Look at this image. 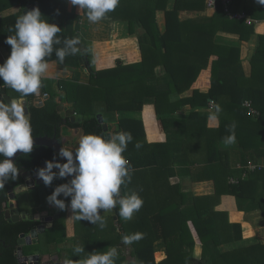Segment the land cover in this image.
Masks as SVG:
<instances>
[{"label": "trees", "instance_id": "obj_1", "mask_svg": "<svg viewBox=\"0 0 264 264\" xmlns=\"http://www.w3.org/2000/svg\"><path fill=\"white\" fill-rule=\"evenodd\" d=\"M0 1L2 2L0 13L15 7V5H23L18 14L0 18V44L10 53L11 46L5 41L8 36L15 35L17 18L23 15V9L32 3H36L44 16L43 19L49 20L50 23H55L61 28L57 35L62 42L60 45H54V50L63 47L64 39L79 37V41L81 40L80 22L87 16L79 8L72 9L70 0ZM169 1L120 0L115 11L109 12L105 17L128 22L130 35H135L139 29L145 31L143 37L139 38L143 55V60L140 63L96 71L90 49L87 47L82 50L77 45L80 51L76 55L66 56L62 65L78 68L81 62L85 60L90 76L89 84H81L70 79L42 78L43 95H47L49 98L43 108L30 106L33 138L56 136L58 140H61V127L64 125V119L57 111L56 98L58 97H61L65 103L73 104L76 112L84 116L82 123H71L68 120L69 127L81 129L84 134L104 132L98 122V115L94 113L96 103H104L108 112L142 111L145 100L152 98L165 132L171 133L173 131L172 124L178 120L164 118L165 115L179 111L184 104H192L194 107L207 106L208 100L212 99L214 107L219 105L221 108L217 114H228L227 118L220 117L218 139L214 143L215 151H218L216 152L218 156L215 157L214 162L216 163V192L211 196L195 197L194 211L191 214L183 212L187 195L182 193L180 186L176 187L179 191V203L175 202L177 190L172 191L166 195V201L148 206L147 211L144 208V211L135 220H124L119 217V205H117L115 208L118 217L116 225L107 224L106 217H103L106 223L104 228L99 226V222L93 224L83 220L85 232H87L84 236H78L80 221L75 219L76 236L81 239L79 244L82 245H73L68 252L71 264H79L80 260L86 258L88 253L106 252L113 247L118 250L115 264H264V244L239 246L230 251L221 250L222 246L240 240L241 229L229 222L227 213L216 210L221 203V197L229 195L253 203L261 210L264 217V168L250 171L247 168L237 169L230 166L224 172L222 158L227 159L228 154L218 150L219 140L229 136L231 134L229 128L235 124V139H238L240 146L245 151H251L258 155L259 158L264 156V95L262 91L258 86H242L240 83L243 82V76H238L232 84L220 77L223 67H229L233 64L240 65V62H233L230 59L231 54H238V50L218 44L216 36L219 31L240 34L244 23L231 20L223 13V7L219 3L216 13L211 19H203L202 23L197 26H195L196 21H184L179 27V12L205 11L208 0H174V5L170 10ZM159 11L165 12L164 31H161L157 22L156 17ZM210 31L213 33L210 34ZM131 43L134 47L132 46L121 57L114 56V52L117 51L116 48L113 50L111 46L103 47L101 53H110L107 56L111 59L105 60L103 58L105 55L102 56V60H99L100 67L110 66L112 60L117 58L128 62L137 61L139 59L138 48L134 42ZM260 43L261 49L264 48V37L261 38ZM226 50L233 53H225ZM116 53L121 54L120 52ZM47 59L49 62L60 63L55 56V51ZM257 62L258 70L261 67L264 68V62L260 63L258 57ZM159 68L162 69L160 72L158 71ZM204 72L209 74L212 82L208 94L200 93L199 87H197L194 89L191 99L170 102L172 94L190 90L193 83L197 81L199 76L202 77ZM3 84V80L0 79V96H2V89H5L6 94L13 99L22 98L19 93ZM58 91H61V94ZM225 96L230 97V100L221 101ZM27 97L33 100L34 94ZM246 101L252 102L253 108L260 114L258 117L250 114L248 108L244 106ZM197 114L198 112H195L193 116H198ZM119 131L131 132L133 135V142L128 145L127 151L124 153L130 161L133 171H144L154 167L156 169L154 168L153 175H156L159 170L165 171L166 166L158 165L154 154L145 155L143 147L140 149L134 147L136 142H145L142 122L128 119L120 120L116 132ZM228 132L229 134L222 135V133ZM3 158L0 156V159ZM54 158L61 159L50 148L34 147L31 153L20 156L15 164L20 171H33L42 162ZM226 167H228L227 163ZM245 175L247 179H244ZM230 179L234 180L235 183L231 182ZM67 182L66 178L54 179L52 185L47 186L45 193L41 194L39 205L41 204L42 208L46 209L48 206L46 197L51 195L55 187ZM22 184H24V179L19 175L15 181L8 180L0 187V207L2 198L8 195L10 190H14ZM123 195H125L124 192ZM59 198L65 199L63 196ZM65 203L70 206V198L65 200ZM67 207L64 210L59 209L61 219L55 222L54 227L39 236V243L34 242L33 245L23 248L25 256L46 253L50 245L59 246L68 240L65 230ZM56 212H58L57 208L52 210V213ZM30 213L33 214L34 212L30 211ZM190 221L199 237V245L195 242L189 227ZM39 225L40 223L35 220H23L14 223L1 217L0 264H20L18 242L21 234L29 235ZM134 233H142L143 238L129 244L134 261L127 262L123 253V248L127 245L122 242V237ZM161 239L165 240L166 259L157 263L154 245ZM78 246L84 248L85 251L76 253L75 248ZM25 249L27 250L25 251Z\"/></svg>", "mask_w": 264, "mask_h": 264}, {"label": "crops", "instance_id": "obj_2", "mask_svg": "<svg viewBox=\"0 0 264 264\" xmlns=\"http://www.w3.org/2000/svg\"><path fill=\"white\" fill-rule=\"evenodd\" d=\"M1 3L2 2L0 1V5ZM173 5L174 0H171L168 5L169 10L172 9ZM22 6V4H19L17 6L15 5V7L6 10L3 13H0V18L18 14L22 10ZM34 8H37L36 3L29 4L26 9H23V14ZM231 11L232 13H244V15L246 16V20L231 19L236 22H243L244 27L241 28L240 34L219 31L216 36V41L218 44H221L223 46L237 49L239 55L233 53L232 51L230 52V50H226L225 53H233L231 54L230 59L233 62H240V65L233 64L229 65V67H223L220 77L221 79L232 84L233 82H235L238 76H243V82L240 83L242 86H258V88L264 95V68L261 67L260 70H258V67L256 66V64H258L257 57L260 63L264 62V48L262 47L261 49L260 43L261 38L264 37V5L258 4L256 0H239L236 2L232 0ZM215 13L216 9L208 10L207 7L205 11H181L179 12V21L181 20L184 22L187 20H195V26H197L199 23H202L203 19H211L215 15ZM164 14L165 13L161 11L157 12L158 24L161 31L165 30L166 20ZM109 20H111L116 27L114 30L115 32L113 41H118L117 39L120 38L122 41H125L127 43H131V41L134 43L137 42L138 45L137 43L136 45L139 52V60L142 61L143 56L141 55L142 52H140L141 49L139 47V38L143 37L145 31L143 29H139L135 35H131L135 37H129L127 35L129 31V25L126 21H119L115 20L114 18H104L101 21L93 24L88 21L87 17H84L80 23L81 37L84 38L83 35L84 33H86L88 28L92 30V25H96L95 27H99L98 30H100L105 26L104 21ZM119 25L120 27L122 26L123 29L120 28ZM212 33L213 31H210V34ZM116 36H118V38H115ZM87 39L88 38H86L85 41H87ZM121 40L119 42L122 43ZM110 44V41L104 43L101 42L100 48L95 47L94 52L97 53V51H99L100 54L101 51H103L102 48L105 46H110ZM83 50H85V48ZM10 54L11 53L0 44V64L4 63L5 60L10 56ZM101 57L96 58L97 61L95 60L97 63L95 70L102 71L113 69L110 68L112 64L107 67H100L99 60L101 59ZM109 59L110 58L106 60ZM117 60H120L119 62L124 61L121 58H118ZM131 63L132 62H128L127 60H125V64ZM49 65L50 66L48 71L42 77L44 79H71L73 77V72L78 69L62 65L56 61L49 62ZM86 66L87 62L83 60L78 70L83 69L88 72ZM161 70L162 69L160 68L158 69L159 72ZM79 82L85 85L89 84V82L86 83L81 80ZM211 86L212 82L209 74H206V72H204L202 77L199 76L197 81L193 83V87L190 90L184 93L172 94L170 96V102L174 103L182 99H191L194 93V89L197 87H199L200 93L206 95L208 94ZM58 93L61 94V91H58ZM8 96L12 100H16L18 104L20 100H26L29 109L30 106H34L33 103L35 99L39 97L44 101V106L46 104V101L48 100H44L45 98H43L44 95L41 88L38 94H34L33 100H30L28 97L13 99L10 95ZM45 97L49 98L48 96ZM228 100H230V97L226 96L221 99V101L224 102ZM208 102L209 104L207 106L200 105L194 107L192 106V104H184L182 105L181 109H179V111L165 115L164 118L178 120L176 123L172 124L173 131L171 133L165 132L161 122V117H159L156 112L155 103L152 98H147L145 100L142 111L108 112L104 103V108H101L99 103L95 104L94 113L96 115L103 116V121L108 125L109 132L116 133L120 120L128 119L142 122L145 132V142L141 141L140 143L144 148V154H154L157 159L158 165L166 166L164 172H161L159 170L156 172V175L152 174L156 167H154L155 169L148 168L144 171H133L131 173V183L121 186L122 195L123 192L125 194L137 192L144 201L141 209L138 212L134 213L131 220H135L136 217L144 211V208L147 211L148 206L156 205L161 201H166V195L172 193V191L177 190V186H180L182 193L187 195V201L183 206V212L187 214H191L194 211L195 197L211 196L216 192V163L214 162L215 157L218 156L216 153L218 151H215L214 143L218 139L217 132L221 123L220 117L227 118L228 114H217L213 100L209 99ZM56 103L58 107L64 106L65 109H75L73 107V104L63 102L61 97L56 98ZM195 112H198V116H193ZM257 113L259 116L260 114L258 111ZM107 116L108 123L105 119ZM61 133L66 140V147L74 151V148L77 146V142L80 136L83 135V131L81 129H72L68 126L67 123L62 127ZM226 134H229V132L222 133V135ZM225 138L220 139L218 143V150L221 152H226L228 154L227 159L222 158L224 172L227 168H230V166L237 169H245L250 164H254L256 166L264 168V156L262 158H259V156L255 155L253 152L245 151L240 146L238 139H235L234 143L227 144L224 142ZM226 163L228 164V167H226ZM244 179H247L246 175L244 176ZM43 186L44 192L47 186L45 184ZM178 192L179 191L177 190V192L175 193V202L177 203H179ZM46 201L48 202V200ZM53 207L55 208V206L53 205L50 206V209H52ZM57 209L58 212L51 214L60 213L59 208ZM216 209L219 212L227 213L229 222L233 225L239 226L241 229L240 240L231 243L232 245L229 248L227 247V245L222 246V251H230L239 246L244 247L258 243L264 244V217L261 210L258 209L256 205L249 202L248 200L224 195L221 197V203ZM23 213L28 216H33L35 214H40V211H36L35 213L30 215L27 213V211H24ZM72 215V210L70 206H68L65 218V230L66 236L68 237V240L66 242H71V240H73L76 235L75 217ZM189 227L192 231V234H194L193 237L196 243L199 245L200 240L191 221L189 222ZM154 247H157V249H159V251L161 252L164 248H166L165 240L161 239L160 241L156 242ZM164 251L166 252V249H164ZM156 262L160 263L157 260Z\"/></svg>", "mask_w": 264, "mask_h": 264}, {"label": "clouds", "instance_id": "obj_3", "mask_svg": "<svg viewBox=\"0 0 264 264\" xmlns=\"http://www.w3.org/2000/svg\"><path fill=\"white\" fill-rule=\"evenodd\" d=\"M264 5V0H256ZM73 6H78L84 12L90 23H97L104 19L109 12L115 11L120 0H70ZM40 9L34 8L19 16L15 23V35L8 36L5 41L11 46V54L0 64V79L4 84L21 97L38 94L42 87V77L49 69V59L55 51V56L61 64L68 55H76L80 49L79 37L63 40L57 35L61 28L45 20ZM221 108L216 107L219 113ZM230 135L225 143L235 142V124L229 128ZM131 132L119 131L116 133H88L80 136L77 146L72 149L62 147L58 153L59 158L66 160L61 163L59 159L46 161L45 167L38 170V177L46 186H51L56 178L72 177L67 183L55 187L47 197L48 203L64 210L65 200L70 198V208L75 219L86 220L93 224L99 222L101 228L106 223L101 215L117 208L119 217L131 220L134 213L143 206V199L137 192L121 194V186L131 183L133 167L125 157L128 145L133 142ZM134 147L140 149L142 144L136 142ZM33 129L25 109L16 100L7 103L0 100V187L8 180L15 181L20 169L12 157L19 151L29 154L33 151ZM58 169V172L53 171ZM63 196L65 199H60ZM143 238L142 233L124 235L122 242L132 244ZM85 249L76 247V253ZM118 250L113 247L106 252L88 253L80 264H115ZM67 264H71L68 261Z\"/></svg>", "mask_w": 264, "mask_h": 264}, {"label": "rangeland", "instance_id": "obj_4", "mask_svg": "<svg viewBox=\"0 0 264 264\" xmlns=\"http://www.w3.org/2000/svg\"><path fill=\"white\" fill-rule=\"evenodd\" d=\"M171 1V0H170ZM169 1V2H170ZM169 4V3H168ZM70 7L72 8V9H77V8H79L78 6H73L71 3H70ZM160 12V11H159ZM161 12H164V11H161ZM165 13V12H164ZM164 16H165V14H164ZM109 18V17H108ZM157 18V17H156ZM179 18V17H178ZM187 21H191V20H187ZM192 21H195V20H192ZM157 22H158V19H157ZM183 21H179V27H180V25H181V23H182ZM81 23V22H80ZM104 23H105V26H104V28H102V29H100V30H98V28H96L95 26L96 25H92L93 27H92V30L91 29H87V31H86V33H84V38H82L81 37V40L79 41V47L82 49H86L87 47L90 49V51H91V53H92V55H93V60H94V68L96 69V65H97V63H96V58H100L102 55L104 56V59L106 60V59H108V58H110L111 59V57H109V56H107V55H109L110 53H104V54H102V53H100L99 54V51H97V53H95L94 52V48L95 47H98V48H100V44H101V42L102 43H104V42H108V41H110L111 42V44H110V46L113 48V50L116 48V52H120L121 54L120 55H118L116 52H114L115 54H114V56H116V57H121V55L123 54V55H125L126 54V52H128L130 49H131V47L133 46V44L132 43H130V42H125V41H122L120 38H118L117 40L118 41H113L114 40V38H113V36H114V30H115V24L114 23H112V21L111 20H109V21H104ZM81 25V24H80ZM119 27H120V25H119ZM120 28H122V26L120 27ZM123 29V28H122ZM126 30H127V28H126ZM128 30H129V28H128ZM127 33V32H126ZM128 33H129V31H128ZM127 33V35L129 36V37H135V36H131L130 34H128ZM86 38H88L87 39V41H85V39ZM122 41V43L121 42H119V41ZM124 42V43H123ZM132 42V41H131ZM137 43V42H136ZM135 43V44H136ZM98 44V45H97ZM115 44V45H114ZM121 44V45H120ZM113 45V46H112ZM137 45H138V43H137ZM136 45V46H137ZM134 47V46H133ZM140 47V46H139ZM82 49V50H83ZM99 50V49H98ZM123 53H122V52ZM140 52H141V50H140ZM112 53V52H111ZM102 54V55H101ZM141 55H142V53H141ZM112 56V55H111ZM113 56V57H114ZM143 56V55H142ZM113 59V58H112ZM118 59V58H117ZM112 60V65H111V67L110 68H116V67H118V66H120V65H122V66H131V65H134V64H136V63H139L141 60H137V61H135V62H132L131 64H125V60L124 61H122V62H119L120 60ZM141 59H142V57H141ZM96 60V61H95ZM143 60V59H142ZM114 61V62H113ZM82 63V62H81ZM81 66V65H80ZM102 67H104V66H102ZM105 67H107V66H105ZM73 68V67H72ZM78 69H79V67H78ZM76 70V71H74L73 72V77L70 79V80H76L77 82H79L80 80L81 81H83V82H89L90 81V76H89V74H88V72H86L85 70ZM86 69H88L87 68V66H86ZM63 77H66V76H63ZM80 83V82H79ZM45 96H47V95H44L43 96V98H46ZM100 104V107L101 108H104L103 106H104V104L103 103H99ZM106 119V121H107V123H108V116L105 118ZM133 155H135V154H133ZM53 171H55L54 169H53ZM44 188V186H41L39 189H38V192L37 191H35V192H31V193H29V192H27V193H24V194H21L19 197H20V199L22 200V203H23V209L24 210H26V211H33L34 213L36 212V211H42V205L40 204L39 205V203H37V201L38 200H41V194H42V189ZM40 190V191H39ZM39 198V199H38ZM14 204V203H13ZM220 205V204H219ZM49 206H52L51 204H48V207ZM218 207V206H217ZM217 210V209H216ZM102 212V211H101ZM103 214V212L101 213V215ZM104 217V216H103ZM105 221H106V223L107 224H109V225H116V223L117 222H115L114 221V219L112 218V217H106L105 218ZM98 223V222H97ZM85 233H87V232H85V225H84V221L82 220V221H80L79 222V225H78V236H84L85 235ZM196 233V232H195ZM194 235V234H193ZM78 236H75V239H73V240H71V242H64L63 244H61V247L63 246V247H66V249H63V263H61V264H67V262H68V256H69V254H68V252L70 251V249L72 248V246L73 245H82V244H79L80 242H81V239H79V237ZM196 242V241H195ZM227 245V247L229 248L232 244L231 243H229V244H226ZM58 248H60V247H58ZM57 249V248H56ZM164 249H166V248H164ZM164 249L160 252L159 251V249H157V247L155 248V250H156V253H155V257H156V260L158 261V262H161L163 259H165V255H166V252L164 251ZM27 249H25V251H26ZM29 250V249H28ZM123 253L125 254V256H126V259H127V262H133L134 261V258L131 256V247H130V245L129 246H127V247H125V248H123ZM159 256V257H158ZM81 262V261H80ZM80 264V263H79Z\"/></svg>", "mask_w": 264, "mask_h": 264}, {"label": "water", "instance_id": "obj_5", "mask_svg": "<svg viewBox=\"0 0 264 264\" xmlns=\"http://www.w3.org/2000/svg\"><path fill=\"white\" fill-rule=\"evenodd\" d=\"M30 11V10H29ZM48 98L46 97L44 100H47ZM0 100H3L4 102H8L10 100H12L7 94H6V90L5 89H2V96H0ZM35 105L34 107L35 108H43L44 106V101L39 97L37 99H35L34 101ZM19 104L25 109V112L26 114L28 115V117H30V109L28 108V104H27V101L26 100H20L19 101ZM57 111L58 113L61 115V117L64 119V124H67L68 123V120L71 122V123H82L84 118L81 114H77L75 109L73 108H68V109H65L64 106H59L57 108ZM97 119H98V122L99 124L102 126L103 128V131H108L109 132V127L107 124L104 123L103 121V116L102 115H98L97 116ZM34 139V147H47V148H50L52 149L53 151H55L57 154L59 153L60 149L62 147H65L63 145V143H61L57 137H49V136H44V137H37V138H33ZM66 148V147H65ZM23 153L21 152H17L15 154L14 157H12L11 159H13L14 162H16V160L22 156ZM63 160V159H61ZM63 161H66V160H63ZM46 163V162H45ZM45 163H43L41 165V168L45 167ZM58 172V170H57ZM35 178L36 179H39L34 185H33V188L35 186H40V185H43L44 182L42 181V179H40L38 177V171H36V174H35ZM72 177H68L69 181L71 180ZM29 185V184H28ZM30 186V185H29ZM23 187H19L18 189H16L15 191H11L10 192V199L12 201H15L16 199V195L19 191L22 190ZM10 207H12L10 205ZM1 209H0V216H1ZM104 217H112L114 219L115 222H118V217L116 216V212H115V209H112V210H109L107 212L103 211V214H102ZM49 216V213L48 212H43L41 214H35V215H31V216H28L27 218V215L26 214H22V216H19V214L17 215V217H14L12 218V222L16 223V222H19L21 219L23 220H35V221H39L41 220V218H45V217H48ZM61 218V215H55V217H48V218H45L46 221L50 222V224L52 223L53 220H59ZM6 219H10V211H7L6 212ZM49 227V226H48ZM46 231V228L44 226H40L36 229H34L29 235H21V238L18 242L19 244V247H18V259H19V262L20 264H29V263H32V261L34 260L33 257H24L23 256V247L26 246V245H31L33 240H37L39 238V236L41 234H43L44 232ZM0 244H1V230H0ZM33 264H38V263H33Z\"/></svg>", "mask_w": 264, "mask_h": 264}, {"label": "flooded vegetation", "instance_id": "obj_6", "mask_svg": "<svg viewBox=\"0 0 264 264\" xmlns=\"http://www.w3.org/2000/svg\"><path fill=\"white\" fill-rule=\"evenodd\" d=\"M34 105H35V103H33ZM29 119H31V113H30V117H29ZM65 125V124H64ZM63 125V126H64ZM62 126V127H63ZM61 127V128H62ZM78 131V130H77ZM83 135H84V132H83ZM61 143H63V145L66 147V140H65V138H64V136L62 135V133H61V140H59ZM67 148V147H66ZM46 161H44V162H42L41 164H40V166L38 167V168H35L33 171H29V170H27V171H20L19 172V175H20V177H22L23 179H24V184H22L20 187H23L22 188V190L21 191H19L18 193H17V195H16V199H15V201H12L11 199H10V192L11 191H15L16 189H18V188H16V189H14V190H10L9 192H8V195H5V197H3L2 198V203H1V207H0V209H1V216H0V218L1 217H3L5 220H7V221H9V222H12L11 220H12V218H14V217H17V215L19 214V216H22V214H24L23 212L24 211H26V210H24L23 209V203H22V200L20 199V195L21 194H24V193H27V192H29V193H31V192H35V191H37L38 192V189L41 187V186H43V185H40V186H35L34 188H33V185L39 180V179H36L35 178V174H36V171H38L40 168H41V165L43 164V163H45ZM60 162L61 163H64V162H66V161H63V160H61L60 159ZM56 172H57V170L58 169H54ZM66 180L67 181H69V179H68V177L66 178ZM30 186H29V185ZM40 191V190H39ZM45 192H43V189H42V194H44ZM46 197V196H45ZM46 199H47V197H46ZM14 203V204H13ZM37 203H39V200L37 201ZM10 205L12 206V207H10ZM56 208V207H55ZM54 207L52 208V209H50V206L48 207L47 206V208L46 209H43L42 211H40V214L41 213H43V212H48L49 213V216L48 217H55V215H61L60 213H58V214H51L52 213V210L53 209H55ZM7 211H10V219H6V212ZM60 211V210H59ZM27 213L30 215L31 213H30V211H27ZM48 217H45V218H48ZM27 218H28V215H27ZM45 218H41V220H39V221H37V222H39L40 223V225L38 226V227H40V226H44L45 228H46V230H48V229H50V228H52V227H54L55 226V222H57V221H59V220H53L52 221V223L50 224V222H48V221H46L45 220ZM24 220V219H23ZM22 219L20 220V221H23ZM26 220V219H25ZM28 220V219H27ZM49 226V227H48ZM38 227H36V228H38ZM35 228V229H36ZM21 235H25V234H21ZM76 236V235H75ZM34 242H36V243H39V240L37 239V240H33V242H32V244L31 245H33V243ZM31 245H26V246H24L23 248H26V247H28V246H31ZM58 247H60V248H58ZM73 247V246H72ZM57 248V249H56ZM63 249H66V247H61V245H59V246H57V245H50L49 247H48V249H47V252L45 253H36V254H34V255H32V256H25L24 255V252H23V256L24 257H33L34 258V260L32 261V263H29V264H33V263H38V264H61V263H63ZM68 261H70L69 260V258H68Z\"/></svg>", "mask_w": 264, "mask_h": 264}, {"label": "built area", "instance_id": "obj_7", "mask_svg": "<svg viewBox=\"0 0 264 264\" xmlns=\"http://www.w3.org/2000/svg\"><path fill=\"white\" fill-rule=\"evenodd\" d=\"M220 3V5L223 7L224 13L230 18V19H238V20H242L245 19L246 20V16L244 15V13H232L231 11V3L232 0H208L207 1V9L208 10H215L217 9L218 4ZM250 23V22H249ZM245 107L248 108L250 114L254 117L258 116L257 111L253 108L252 102L248 101L245 103ZM262 167L260 166H256L254 164H250L247 169L250 171H254L256 169H261ZM231 182L235 183L234 180H231Z\"/></svg>", "mask_w": 264, "mask_h": 264}]
</instances>
